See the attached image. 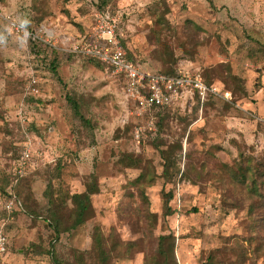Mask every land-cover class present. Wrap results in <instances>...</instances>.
Masks as SVG:
<instances>
[{"label":"rangeland","instance_id":"rangeland-1","mask_svg":"<svg viewBox=\"0 0 264 264\" xmlns=\"http://www.w3.org/2000/svg\"><path fill=\"white\" fill-rule=\"evenodd\" d=\"M107 9L139 66L199 73L225 86L231 99L179 100L151 127L119 75L70 51ZM11 22L43 31L42 39L16 32ZM55 56L60 78L50 65ZM67 96L80 103L90 125L74 115ZM26 142L33 167L17 192L27 211L7 220L9 187L2 186ZM240 154L264 164V0H108L104 6L101 0H0V225L5 222L8 238L1 264H101L93 248L97 227L108 264H143L168 229L175 232L177 264H201L210 256L214 264H264V224L252 233L248 213L253 203L261 216L263 201L229 172ZM128 155L143 163L130 166ZM152 169L147 201L133 180ZM92 173L100 190L93 215L69 229V194L84 191ZM169 190L176 211L167 217L163 193ZM52 213L58 230L48 221Z\"/></svg>","mask_w":264,"mask_h":264},{"label":"built area","instance_id":"built-area-1","mask_svg":"<svg viewBox=\"0 0 264 264\" xmlns=\"http://www.w3.org/2000/svg\"><path fill=\"white\" fill-rule=\"evenodd\" d=\"M11 27L18 33L33 40L42 39V32H30L20 22H11ZM119 20L107 9L97 15V20L87 37L76 40L70 45V51L102 62L119 75L123 81V92L133 103L138 115H144L155 107H170L179 100L195 102L198 97L205 102L210 94L218 99L230 100L231 92L217 84L204 82L202 75L196 72L183 71L179 75H165L160 71H148L128 57L118 33ZM45 32V31H44ZM46 41H49L46 39ZM31 92L39 93L38 80L31 78ZM20 122L29 123V118L23 110L19 111ZM155 117L151 116L149 124L152 126ZM139 137V130L136 131ZM33 167V154L30 142H26L18 159L15 174L17 179L24 177ZM19 201L15 195H10L4 203L8 219L16 211ZM5 222L0 225V264L7 252L8 238L5 232Z\"/></svg>","mask_w":264,"mask_h":264},{"label":"trees","instance_id":"trees-1","mask_svg":"<svg viewBox=\"0 0 264 264\" xmlns=\"http://www.w3.org/2000/svg\"><path fill=\"white\" fill-rule=\"evenodd\" d=\"M108 0H101L102 6L106 4ZM104 11V10H103ZM87 37V34H83L78 38L77 40H81ZM128 57L135 61L129 54ZM91 60L97 61L95 59L90 58ZM100 62V61H97ZM103 64L102 62H100ZM51 68L55 72V75L59 77V74L57 72V57L55 56L52 61H51ZM105 65V64H104ZM161 73L165 75H179L181 72L180 71H175L172 70L171 68H166L163 70H160ZM203 80L205 83L211 85L213 84L212 82L207 81L203 76ZM223 86V85H222ZM222 88L227 89L225 86ZM217 97L213 94H210L208 99L209 100H215ZM67 100L70 102L74 115L79 118L82 122H84L87 125H90V121L85 118V116L81 112V106L80 103L74 99L72 96H67ZM205 101V102H206ZM195 102L197 104H201V101L199 100L198 97H195ZM169 107H155L153 108L150 112L145 113L148 115L149 119L151 116L155 117L154 123L151 127L159 126V121L161 118V113L163 110L167 109ZM156 116H159L158 121L156 122ZM32 122L30 121V124ZM140 137V135H139ZM138 137V138H139ZM240 160L239 162L234 164V167H230V175L231 178L235 183L244 185L247 189V194L250 197H257L263 201L262 205L264 206V164H259L254 162L255 160L253 158H248L245 155L240 154ZM126 160L129 161L130 166H136L140 167V165L143 163L140 157H134L131 155H128L126 157ZM139 165V166H138ZM16 169V165H15ZM23 178V177H22ZM17 179L15 172L13 173V177L10 179H7V182L4 186H2V190L4 188L9 187L7 191V195H15L19 201L18 207L16 211H27V209L24 206V202L22 198L20 197L19 193L17 192V187L21 183V179ZM156 179V172L152 170H147V171H142L141 174L133 180V184L141 191L140 195H142V198L144 200H147L148 197L145 194L146 187L151 186L152 183ZM99 184H98V179L95 173H92L90 175V182H88L85 186V190L82 192H76L74 194H69V198L72 201V204L74 205V212L72 214V219L73 222L72 224L68 227L69 229L77 227L81 224H84L87 219L92 217L94 209H93V196L97 193H99ZM164 200H165V212L164 215L169 217L176 211V208H173L172 203L176 200V195L173 194L172 191L164 192ZM49 201L53 203V199L49 197ZM148 201V200H147ZM180 209V208H178ZM248 213L250 216V221H251V232L253 233L255 229L259 226L264 224V213L261 216H257L255 213V206L253 203L249 204V209ZM150 215V221L153 222L154 220L151 218ZM50 224L55 228V230H58L57 228V222L58 220L55 217V214L52 213L50 218L48 219ZM154 226H152V229ZM175 232L174 230L168 229L167 233L161 234L157 237V248L155 250V253L147 256L143 264H177V259L175 255V243H176V238H175ZM107 244L105 241V238L103 236V233L101 231V228L97 227L95 229V233L93 236V248L97 251L98 257L100 259L101 264H108L109 261V250L107 249ZM49 254L52 255L57 261V263H60L58 259L55 256V252L53 249L49 251ZM211 256L209 257V260L201 263V264H214L213 261L210 260Z\"/></svg>","mask_w":264,"mask_h":264}]
</instances>
